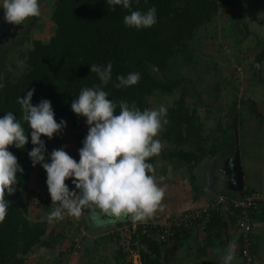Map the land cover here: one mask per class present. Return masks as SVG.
Returning a JSON list of instances; mask_svg holds the SVG:
<instances>
[{
	"label": "trees",
	"instance_id": "obj_1",
	"mask_svg": "<svg viewBox=\"0 0 264 264\" xmlns=\"http://www.w3.org/2000/svg\"><path fill=\"white\" fill-rule=\"evenodd\" d=\"M53 1L50 20L54 31L48 39L45 41L29 39L30 27L36 19L32 17L21 25L16 35L0 45V65H4L7 56H12L14 47L29 44L23 55L21 54L24 68L20 75L10 76L6 72L0 80V83L4 84V87L0 88V118L9 111L20 118L22 112L17 103L18 97L23 98L27 91L35 89L31 103L36 105L43 99L49 100L56 121L66 122L73 131V141L78 144L83 137L79 129L85 118L72 112L71 102L82 88L100 85L97 75L89 71L90 65H106L110 61L113 66L112 80L104 86V90L109 93V99L117 102L126 100L130 104L135 102L141 110L146 108L148 98L172 95L175 91L183 95L186 93L184 83L189 81L182 77L179 69L194 67L192 63H196V60L188 54V50L194 46L193 41L201 33V28L206 27L218 8L235 10L244 0H139L138 3L132 0L131 9L109 5L107 0ZM153 6L156 8L157 23L152 27L137 30L123 23V18L130 14V11H147ZM263 57L261 53L258 54L256 61L260 62ZM10 66L13 67V64L10 63ZM132 72L140 73L141 79L137 84L124 88L114 87L118 82L116 80L118 75L126 76ZM200 74L199 70L198 76L202 78ZM175 109V114L169 118L173 123V129L163 134L168 140L170 132L174 131L172 142L176 146L164 156L173 157L174 168L185 165L190 169L198 164L203 156L219 153L220 148L226 149L228 155H232L235 147L238 148L236 135L233 134L230 124L227 123L220 129L222 145H219L218 141V145L208 148L204 146L206 138L199 134L202 124L192 121L194 112L188 114L181 104H177ZM228 115L232 117L234 114ZM181 126L185 127L183 136L180 135ZM24 127L29 137L28 143L23 149L14 146H9L8 149L17 157L23 173L17 174L19 182L16 185V192L11 196L6 195L11 204L5 220L0 223V264H25L24 257L32 253L34 247L53 249L68 233L71 234L68 238L69 244L63 250V254L59 252L57 255L61 258L71 254L74 249L72 237L81 225L75 226L72 221L66 219L63 223L67 224V231L61 230L56 234L54 229H51L47 233L45 223L32 222L27 218L29 197L37 190L35 184L43 180L42 174L33 178L34 167L28 156L33 147L30 139L31 130L28 129L27 123ZM217 127H220L219 122ZM64 135L65 131L62 129L53 137L57 140ZM46 139L47 137L41 136L44 142ZM190 143L195 146L191 150L178 148ZM46 161L48 162V159H45ZM148 162L155 167V156ZM23 194H28V197L25 202L20 203L18 197ZM224 196L237 199L241 195L231 191ZM48 200L52 203L50 197ZM48 206L42 208L45 214L53 210ZM130 220L132 219H128ZM233 223L234 219L226 220L220 213H212L205 227V238L210 230H214L218 238L222 231H225L227 226L232 227ZM190 234V231L181 230L177 237L186 238ZM130 235L126 238L129 239L128 245L132 250L136 248L135 244L144 247L143 251H139L143 264H160L161 244L150 237L138 234L137 231ZM105 237L108 245H117L116 231L107 233ZM251 238L253 239L252 236ZM97 244L99 245L95 242V246L98 247ZM124 256L122 248L118 247L115 253H111L115 261L113 264H130L124 261Z\"/></svg>",
	"mask_w": 264,
	"mask_h": 264
},
{
	"label": "clouds",
	"instance_id": "obj_2",
	"mask_svg": "<svg viewBox=\"0 0 264 264\" xmlns=\"http://www.w3.org/2000/svg\"><path fill=\"white\" fill-rule=\"evenodd\" d=\"M107 3L124 9L132 7V0H107ZM0 8L4 10V20L12 25H23L29 18L41 14L39 0H0ZM123 23L137 30L150 28L157 23L156 8L132 10L123 18ZM112 67L110 61L106 65H90L89 71L97 75L100 85L82 88L71 102L72 112L86 118L88 125L78 151V162L65 151L66 146L53 149L48 157L50 162H45L47 150L41 136L52 139L66 127V122L56 121L49 100L43 99L36 105L31 103L35 89L27 91L23 98L18 97L20 118L11 111L0 118V223L5 220L11 204L6 195L16 192L17 174L23 173L17 157L8 149L9 146L23 149L28 143L25 123L31 130L33 145L28 156L33 167L40 164L46 172L48 193L52 204L56 205L48 214L50 222L63 219L65 212L75 217L87 212L97 225L116 223L128 217L146 221L160 207L165 188L158 183L155 167L148 161L162 150V142L157 137L168 123L167 109L160 106L141 110L135 102L109 99L104 86L112 80ZM140 79L138 72L118 75L114 87H129ZM3 87L0 83V88ZM69 179L74 190L65 183ZM163 179L159 177L160 181ZM235 248V242L229 243L223 264H231Z\"/></svg>",
	"mask_w": 264,
	"mask_h": 264
},
{
	"label": "rangeland",
	"instance_id": "obj_3",
	"mask_svg": "<svg viewBox=\"0 0 264 264\" xmlns=\"http://www.w3.org/2000/svg\"><path fill=\"white\" fill-rule=\"evenodd\" d=\"M53 2V0H39L41 14L36 17L34 24L30 27V40L38 39L45 41L53 33L54 26H52L50 20ZM217 4L219 5V1H217ZM245 32L247 33L246 35ZM193 44L194 46L192 48L190 47L191 49L188 50V54L196 60V63H192L194 67L185 68L184 70L182 68L179 69L182 77L189 81L184 83L186 85V93L181 95L179 91H175L172 95L154 96L148 98L146 101L147 109H158L160 106H164L167 109L165 118L168 120V123L163 126L157 137L162 142L163 147L160 153L155 155V176L158 183L164 188L170 181L175 179V174L176 176L184 174L187 177L193 170L185 172V167H180L174 171L172 170L174 168L173 157H164L176 146L172 142L174 131L170 132L171 134L168 140L163 137V134L173 129V123L169 121V118L175 114L177 104L185 107L188 114L189 112H194L195 116L192 121L202 124V130L199 134L202 138H206L204 146L210 148V146L218 145V141H220L219 145H222L220 129L225 124L230 123L232 117L230 118L228 113H237L240 109L249 110L246 107L248 104V99L246 98L255 97L257 100L264 98L263 84L261 85V80L258 81L256 79L259 77L258 72L260 68V62L256 61V56L260 53L264 56V0H244L243 4L235 10L218 8L206 27L201 28V33L199 36H196ZM28 46L29 44L25 43L21 47H14L12 49V56L8 55L3 62L4 65H0V80L6 72L10 76L20 75V72L24 68L22 55ZM10 63L13 64V67L10 66ZM198 69L200 70L202 78L198 76ZM217 122H219L220 127H217ZM80 128L79 130L82 132L83 137H81V141L78 144L74 142L75 140L73 141V131L70 130L67 124L63 128L65 131L63 137L57 136L59 137L57 140L55 137L52 139L47 138L45 140L47 150L45 152L46 159H48L53 149L66 146L65 151L78 162V151L82 147V142L88 132L86 118ZM180 130V135L183 136L185 127L181 126ZM240 133L239 131L237 145L240 155L243 156L245 151L249 152L255 148H252L251 145L245 147L243 144L244 137ZM194 147L193 143L178 146L182 150H187V148L191 150ZM48 162H50L49 159ZM198 171L201 173V169ZM170 173H174L173 176H169ZM37 175H41V180L43 181L41 182L42 186L35 184L36 189L44 198H49L50 195L46 185V172L40 164L34 167L33 178ZM161 176L164 177L162 181L159 180ZM65 183L69 186L70 190H74L71 179L66 180ZM25 199V194L18 197L20 203L25 202ZM27 206V218L32 222L45 223L47 233L51 229H54L56 234L61 230L62 232L67 231V224L63 223L65 222L63 220L65 218L72 221L75 226L81 224L79 226L80 230L75 232L72 237L73 240L79 238L78 236L81 239L79 238L78 242L80 251L75 255L68 254L64 257L57 258V254L59 252L63 254V250L69 244L68 238L71 234L68 233L58 242L60 244H56L53 249L47 250L41 247H34L32 253L24 257L25 264H31L34 260L36 262V258L42 259L43 262L39 264H49V261L51 264H113L115 261L111 257V253H115L118 247L122 248V252L125 253L124 261L130 264H143L139 251H143L144 247L138 246L134 242L136 248L132 250L128 245L129 239L126 236L127 234H132L131 232L118 234L116 240L117 245L104 247L102 242H107L105 236L109 232L112 233L114 228L108 227L102 229L99 227L92 234H87L88 228H84L88 226V223L91 224L92 221L85 214L86 212L80 217L71 216L65 212L63 219L50 222L47 218L48 214H45L40 209L30 207L29 204ZM155 213L164 217L162 215L164 214L163 212ZM71 228L73 229V227ZM204 234L205 232L192 233L189 238L184 240V243L177 239V241L175 240L176 243L168 241L161 244L160 264H223L222 258L226 254V242L223 243V239L220 236L217 240L212 241V239H209L207 242L209 244L206 246L204 244L206 240ZM258 238L257 259L255 257L256 264H264L263 237L259 235ZM229 240V243L235 242L231 235L229 236ZM95 242L99 243V245L97 244L98 247L95 245L92 246ZM235 244L238 245L237 242ZM93 252L94 255H92Z\"/></svg>",
	"mask_w": 264,
	"mask_h": 264
},
{
	"label": "crops",
	"instance_id": "obj_4",
	"mask_svg": "<svg viewBox=\"0 0 264 264\" xmlns=\"http://www.w3.org/2000/svg\"><path fill=\"white\" fill-rule=\"evenodd\" d=\"M258 73L259 77H257L256 79L258 81L261 80V85L263 84V88L264 57L260 61V68ZM246 99H248V104L246 107H248V109L251 108L252 110L240 109L237 113L234 112L235 114H233L236 116L237 123L236 139L238 138V134L240 131V134H242L241 136L244 137V146L248 147V145H251L252 148H255L249 152L245 151V154L243 156L240 155V152L238 150L240 166L242 170L244 192L247 190H258L263 193V201L258 207V210L252 215V240L254 244L255 257L257 259L259 235L263 237L262 244H264V98H261V100H257L255 99V97H250ZM226 152V149L220 148L219 153H217L216 155H205L193 168L189 169L185 165L181 166L185 167V172L193 169L192 173H189L187 177H185L184 174L178 176H176L175 174V179H173L172 181L169 180V184H167V186L165 187V190L167 189L165 191V196L161 202L160 207L157 209L156 212H163L164 214L162 215L164 216L178 214L190 209H194L196 207H200L206 201L213 199L216 196L224 194L226 195V193L231 192V187L229 185L230 175H228L226 172V160L230 158V155H228ZM178 168L180 167L173 168L172 170L175 171ZM199 169H201V173L198 171ZM196 173L197 178L199 179L198 181L196 178ZM173 174L174 173H170L169 176H173ZM38 185L42 186L41 183H39ZM85 214L88 216L87 212ZM130 218L131 217H128L127 219ZM121 222L123 221H118L116 223H105L103 225H97L92 222L91 224L88 223V226L84 229L88 228L87 234L90 235L93 232L97 231L99 227H101L102 229L108 227L111 228ZM208 233V238L206 237L207 240H205L204 242L206 246L209 244L207 243L209 239H212V241L218 239L215 236L214 230H210ZM230 235L233 237L234 241L237 242L233 226H227L226 230L222 231V234L220 235L223 239L222 242H226L225 244H227V247L229 245ZM189 236L190 235H188L186 238H189ZM186 238L176 237L175 240L177 241L178 239L180 240V242L184 243V240H186ZM175 240L173 241L174 243H176ZM106 243L107 242L103 241L102 245H104V247L111 246L110 244L108 245ZM225 244H223V246H225ZM93 245H95V243H93L92 246ZM227 247H225L226 251ZM237 250L238 245H236L235 256L234 259L231 261V264L236 263ZM92 255H94V252ZM38 259L36 258V262L34 260V262L31 264H39L43 262L42 259H39L40 262H38ZM54 261L56 262V260ZM48 263L51 264L50 261Z\"/></svg>",
	"mask_w": 264,
	"mask_h": 264
},
{
	"label": "built area",
	"instance_id": "obj_5",
	"mask_svg": "<svg viewBox=\"0 0 264 264\" xmlns=\"http://www.w3.org/2000/svg\"><path fill=\"white\" fill-rule=\"evenodd\" d=\"M27 197L28 195H25V198ZM262 201L263 193L258 190H247L237 199L219 195L206 201L200 207L178 214L162 217L154 213L146 221H137L134 219L127 221L129 224H126V222L118 227H113L112 232L116 231L118 234H123L125 232L134 233L137 231L138 234L150 237L151 240L156 241L158 244H163L168 241H173L181 230L190 231L194 234L203 232L207 223L210 221L211 214L220 213L226 220L234 219L233 228L238 244L235 264H255L254 246L251 238L252 215L258 210ZM28 204L30 207L40 210L47 205H49V209L56 206L49 202L48 198H44L38 190L29 197ZM63 220H66V218ZM128 235L130 234H127L126 237ZM78 237L81 239L80 236ZM79 238L73 240L74 249L71 252L73 255L78 253Z\"/></svg>",
	"mask_w": 264,
	"mask_h": 264
},
{
	"label": "water",
	"instance_id": "obj_6",
	"mask_svg": "<svg viewBox=\"0 0 264 264\" xmlns=\"http://www.w3.org/2000/svg\"><path fill=\"white\" fill-rule=\"evenodd\" d=\"M21 25H12L4 20V10L0 8V45L11 39L20 30ZM230 126L234 135H237V123L236 116L234 115L230 119ZM227 168L226 172L230 175L229 185L232 192L242 195L244 191L242 170L240 166L238 148L235 147L230 158L226 160ZM128 219H124L123 222H127Z\"/></svg>",
	"mask_w": 264,
	"mask_h": 264
}]
</instances>
